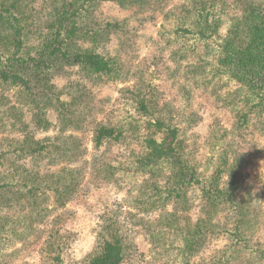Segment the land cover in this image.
Segmentation results:
<instances>
[{
  "label": "rangeland",
  "instance_id": "1",
  "mask_svg": "<svg viewBox=\"0 0 264 264\" xmlns=\"http://www.w3.org/2000/svg\"><path fill=\"white\" fill-rule=\"evenodd\" d=\"M67 2L81 4L0 0V56L12 16L26 59ZM249 3L264 1L87 2L68 46L108 73L52 59L46 73L23 66L25 87L0 84V264H87L110 236L120 264H264V92L230 43L249 38ZM156 119L177 130L179 157L142 165ZM99 125L120 140L95 147Z\"/></svg>",
  "mask_w": 264,
  "mask_h": 264
},
{
  "label": "trees",
  "instance_id": "2",
  "mask_svg": "<svg viewBox=\"0 0 264 264\" xmlns=\"http://www.w3.org/2000/svg\"><path fill=\"white\" fill-rule=\"evenodd\" d=\"M80 1L81 4L75 8L69 2L60 6L62 8L61 12L64 13L58 18L59 27L56 26L55 34L36 48L33 56L28 55L26 59L21 58L23 57L22 54L21 57L16 56L18 51L24 47L22 28L19 26L21 19L15 15L11 17L14 23L11 22L9 28L12 31L9 33V37L6 36V46H9L8 53L2 57L0 56V84L22 85L25 87L28 80L23 66L30 62L33 74L46 73L44 68L49 67L46 62L51 63L52 59H61L67 64L80 66L86 72L106 74L110 71V63L104 56L80 48L70 50L68 46L69 40L75 39L81 34V26H79L77 17L79 9L85 7L87 2L91 3L94 0ZM117 1L121 3L127 0ZM241 17L242 23L237 25L239 27L238 32H249L248 34L244 32L249 38L243 43L236 42L233 38L230 39V43H236L237 45H234V47L244 57V63H240L242 66L240 78L243 82L248 83L255 77L260 78V87L263 88L264 92V4L259 3L258 6L253 3L245 4ZM250 61L258 63L254 69L248 65ZM249 86L251 87L250 84ZM263 98L261 97V100ZM152 124L154 130L145 138L144 152L141 153L140 164L154 166L163 161H174L179 157L176 144L177 130L166 126L159 119H156ZM121 136V132L117 131L115 127L99 125L94 129L92 141L95 147H100L106 140L119 141ZM34 145L36 146L32 152L37 153L43 151L45 147L39 141L34 142ZM98 242V251L89 257L87 264L121 263L123 260V245L119 237L110 236L106 239H99Z\"/></svg>",
  "mask_w": 264,
  "mask_h": 264
}]
</instances>
